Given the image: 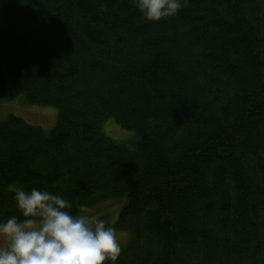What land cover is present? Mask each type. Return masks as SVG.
Here are the masks:
<instances>
[{"label": "trees", "instance_id": "16d2710c", "mask_svg": "<svg viewBox=\"0 0 264 264\" xmlns=\"http://www.w3.org/2000/svg\"><path fill=\"white\" fill-rule=\"evenodd\" d=\"M15 99L57 117L0 118V221L35 187L73 213L118 208L115 264H264V0L159 22L132 0H0V104Z\"/></svg>", "mask_w": 264, "mask_h": 264}, {"label": "clouds", "instance_id": "9594fccd", "mask_svg": "<svg viewBox=\"0 0 264 264\" xmlns=\"http://www.w3.org/2000/svg\"><path fill=\"white\" fill-rule=\"evenodd\" d=\"M146 21L178 14L188 0H132ZM23 219L0 221V264H115L121 254L116 229L98 219L85 203L72 212L64 196L39 188H17Z\"/></svg>", "mask_w": 264, "mask_h": 264}, {"label": "rangeland", "instance_id": "374dc122", "mask_svg": "<svg viewBox=\"0 0 264 264\" xmlns=\"http://www.w3.org/2000/svg\"><path fill=\"white\" fill-rule=\"evenodd\" d=\"M13 114L16 116L21 117L22 119L26 120L31 124H37L42 126L45 130L51 129L57 117L56 109L52 107H44V106H36V105H27L20 102L19 99L11 100V101H3L0 104V118H5L7 115ZM107 131L106 133L116 141L124 142L129 147H131L132 137H135L132 132L125 131L119 128L111 119H108L107 122L103 124V129ZM118 208L115 209V217L110 220L109 212L107 213L106 217L104 218L107 220L108 224H112L117 216ZM103 214V212H102ZM101 214V215H102ZM105 214V213H104ZM101 215H95L98 219L101 218ZM112 217V216H111ZM117 238L121 243L126 241V237L121 233H116Z\"/></svg>", "mask_w": 264, "mask_h": 264}]
</instances>
